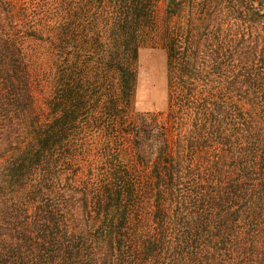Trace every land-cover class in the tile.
Wrapping results in <instances>:
<instances>
[{
  "label": "trees",
  "instance_id": "1",
  "mask_svg": "<svg viewBox=\"0 0 264 264\" xmlns=\"http://www.w3.org/2000/svg\"><path fill=\"white\" fill-rule=\"evenodd\" d=\"M0 264H264V0H0Z\"/></svg>",
  "mask_w": 264,
  "mask_h": 264
},
{
  "label": "rangeland",
  "instance_id": "2",
  "mask_svg": "<svg viewBox=\"0 0 264 264\" xmlns=\"http://www.w3.org/2000/svg\"><path fill=\"white\" fill-rule=\"evenodd\" d=\"M136 74L134 112L164 110L165 56L157 39L152 45L145 46L139 51Z\"/></svg>",
  "mask_w": 264,
  "mask_h": 264
}]
</instances>
